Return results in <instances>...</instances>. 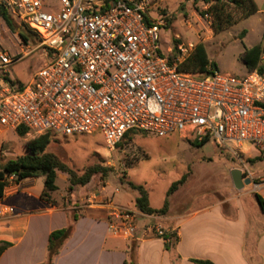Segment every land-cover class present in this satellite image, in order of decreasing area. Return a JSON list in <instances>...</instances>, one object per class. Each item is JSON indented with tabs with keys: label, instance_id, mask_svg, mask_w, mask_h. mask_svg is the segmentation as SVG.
<instances>
[{
	"label": "built area",
	"instance_id": "1",
	"mask_svg": "<svg viewBox=\"0 0 264 264\" xmlns=\"http://www.w3.org/2000/svg\"><path fill=\"white\" fill-rule=\"evenodd\" d=\"M0 6L20 19L49 59L19 90L0 81V127L35 136L100 132L108 150L129 132H178L199 143L233 141L238 149L251 144L264 151V74L184 72L180 66L195 47L164 56L165 22L151 19L145 1L0 0ZM18 60L1 53L0 67ZM10 214L0 201V216Z\"/></svg>",
	"mask_w": 264,
	"mask_h": 264
},
{
	"label": "rangeland",
	"instance_id": "2",
	"mask_svg": "<svg viewBox=\"0 0 264 264\" xmlns=\"http://www.w3.org/2000/svg\"><path fill=\"white\" fill-rule=\"evenodd\" d=\"M143 1L147 4L152 20L165 22L159 33L164 56L169 55V49H172L173 56H177L179 46L190 48V45L195 47L203 44L209 63L208 70H215L216 67L222 74L245 78L251 72L241 60L242 53L246 48L259 44L264 48L262 13L252 15L229 29L215 34L211 28V19L201 16V12L206 10L203 2ZM255 2L262 10L264 9V0H255ZM53 3L59 6V0H53ZM7 12L15 30L9 29L0 17V54L7 53L16 56L19 60L7 69L0 67V81L7 80L15 90H19L28 85L37 73L48 65L49 59L46 57L48 52L39 46L38 40L20 19L8 10ZM244 31L248 34L243 35ZM19 32L28 37L27 43L20 38ZM260 66L264 67V53ZM184 67L186 69L184 72L198 74L188 66ZM35 137L31 133L21 136L17 130L0 127V168L9 160L27 155L26 145ZM232 148H235L236 152ZM46 153L54 155L77 176H83L89 168H99V172L92 176L89 184L75 186L73 189L69 175L57 171L58 190L52 194V201L69 207L68 212L71 216L74 213L81 216L82 211L87 209L86 204L106 210L109 234L113 239L118 240L114 242L118 250L111 254L108 259L109 264H123L124 256H126L125 264H138V251L142 243L152 239H160L164 242V236L177 234L179 226L173 218H167L169 213L168 216L145 215L136 208L135 198H138L139 194L132 185L143 186L148 191L150 205L155 209L163 208L168 200L169 211H173L171 215L180 214L183 206L180 208L178 206L181 203L187 206L196 204L205 207L222 202L224 212L229 217H232L233 213L229 202L234 203L237 198L246 205L255 203V191L264 185V151L256 149L251 144L238 149L233 141L218 146L214 139L201 145L178 132L165 137L133 132L114 150L106 148L100 132L71 137L53 136ZM233 170H241L244 179L249 178L251 183L238 190L232 181ZM184 176L187 177L186 182L168 197L171 186ZM5 181L8 197L17 195V192H25L31 187L35 194H41L44 190L43 176L24 181L7 176ZM85 197L87 199L82 203L81 199ZM0 201L3 202L2 199ZM113 201L126 206L114 205ZM256 207L259 209L258 204ZM219 209L218 206H214L211 212L220 214ZM125 216L130 217L126 219ZM210 221L206 219L185 221L182 227L185 233V250L206 256L211 253L217 254L216 250L208 248L187 249L189 238L194 234L205 233L210 227ZM112 226L115 228L112 229ZM216 226L219 235L226 237L231 235L228 226L224 224ZM131 227L134 231L128 232ZM159 229L164 232L163 236L159 235ZM151 247L153 248L151 252H143L142 264H155L153 253L156 254L158 248L156 245ZM93 253L95 261L96 250H93ZM248 253L250 258V252ZM106 259L105 255L101 264L107 263Z\"/></svg>",
	"mask_w": 264,
	"mask_h": 264
},
{
	"label": "crops",
	"instance_id": "3",
	"mask_svg": "<svg viewBox=\"0 0 264 264\" xmlns=\"http://www.w3.org/2000/svg\"><path fill=\"white\" fill-rule=\"evenodd\" d=\"M257 6L259 11L255 15L260 13L264 15V9L262 10L258 4ZM244 32L245 35L248 34ZM41 195L42 193H33L31 187L25 192H17V195L8 197L7 187L5 188L2 200L13 209V214L0 216V264H43L47 259L51 233L69 227V207L55 202L49 204L41 198ZM256 195L264 199V185L255 191V203L246 205L244 201L237 198L234 203L229 202L233 212L232 217L224 212L222 202L205 207H199L196 204L187 206L181 203L178 206L179 208L183 206L180 214L174 212V215H171L173 211H169L168 208L167 218H173L179 226L175 247L168 251L165 249V243L160 239L146 241L139 247L138 264H142L144 251L153 250L152 245L158 248L156 254L153 253L155 264H195L192 260L210 261L213 264H264V213L260 207V210L256 207L258 204ZM74 199L77 198L74 197ZM86 199V197L81 199L82 203ZM112 204L126 206L114 201ZM214 206L220 208V214L211 212ZM85 207L87 209L82 211L71 237L56 257L54 264H101L105 255L107 263L103 262V264H109L108 259L111 254L118 250L114 243L118 240L113 239L108 231L106 210L94 208V205L89 204ZM185 219L212 221L205 233L194 234L189 238L187 249L208 248L216 250V255L211 253L206 256L185 250V233L182 230ZM217 224L228 226L231 235L229 237L219 235ZM93 250L97 252L95 261ZM248 252H250V258ZM125 259L126 256H124L123 264Z\"/></svg>",
	"mask_w": 264,
	"mask_h": 264
},
{
	"label": "trees",
	"instance_id": "4",
	"mask_svg": "<svg viewBox=\"0 0 264 264\" xmlns=\"http://www.w3.org/2000/svg\"><path fill=\"white\" fill-rule=\"evenodd\" d=\"M195 2H203L206 5V10L201 12L202 17L211 19V28L215 34H219L233 25L255 15L259 8L255 0H194ZM0 17L3 18L9 29L15 30L13 21L6 9L0 6ZM30 32V31H29ZM31 33V32H30ZM23 42H28V37L22 33H18ZM32 34V33H31ZM245 32H243V35ZM177 50V48H175ZM264 53V48L261 44L252 48H246L241 55V60L248 71L253 72L258 70L264 73V67L260 66V62ZM208 60L206 51L203 44L195 46L191 55L183 62L180 68L186 71L184 66H188L197 73L208 72ZM216 69V67H214ZM17 132L21 136L28 133L27 129L20 128ZM129 132L125 135L124 139H128ZM53 134L47 133L36 136L30 140L26 145L27 155L22 156L15 160H9L4 166L0 168V199L4 198L5 188L7 187L6 177L13 176L18 181L27 179H34L40 176L44 177V190L41 198L49 203L54 204L52 201V194L58 190L56 185L57 171L67 173L69 175L71 189L75 186H86L90 183L92 176L99 172V168H89L83 176H77L67 166L62 164L57 158L49 153H46L47 148L51 143ZM198 144H204L199 143ZM186 176L180 181L174 183L168 191V197L171 196L180 186L186 182ZM132 188L138 192L139 197L136 199V208L145 215H165L168 211V200L161 209H154L149 202L148 191L143 186L132 185ZM258 205L264 213V199L260 195H256ZM69 227L57 230L51 233L48 245L47 259L43 264H54L56 257L60 254L67 240L71 237L75 224L79 216L76 213L69 215ZM165 249L170 251L176 245V233L164 236ZM169 240H173L169 242ZM195 264H213L210 261L192 260Z\"/></svg>",
	"mask_w": 264,
	"mask_h": 264
},
{
	"label": "water",
	"instance_id": "5",
	"mask_svg": "<svg viewBox=\"0 0 264 264\" xmlns=\"http://www.w3.org/2000/svg\"><path fill=\"white\" fill-rule=\"evenodd\" d=\"M232 180L234 185L238 189H242L245 185H249L251 180L249 178L244 179L243 173L241 170H234L232 172Z\"/></svg>",
	"mask_w": 264,
	"mask_h": 264
}]
</instances>
